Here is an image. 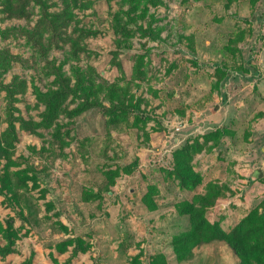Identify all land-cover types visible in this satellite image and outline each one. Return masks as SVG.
Segmentation results:
<instances>
[{
  "label": "rangeland",
  "instance_id": "rangeland-1",
  "mask_svg": "<svg viewBox=\"0 0 264 264\" xmlns=\"http://www.w3.org/2000/svg\"><path fill=\"white\" fill-rule=\"evenodd\" d=\"M52 1L57 5L51 11L62 7V0ZM92 1L90 9L75 12L81 26L100 33L84 41L89 53L65 63L64 70L70 75L71 65L91 69L98 83L126 88L139 108L126 121L109 124L101 110L72 102L65 93L48 111L33 92L34 86L56 89L44 61L33 57L24 37L0 36V50L28 61L14 62L0 82L8 84L14 76L26 81V90L16 95L15 116L34 122L40 133L17 122L18 140L8 158L0 138V220L5 225L13 218L18 234L14 258L0 256V264H13L28 252L33 264L32 245L52 249L50 264H132L136 256L138 264H150L161 253L168 264H238L223 241L198 246L179 263L172 238L188 227L178 205L210 189L223 196L207 216L221 220L226 230L251 210H264V0H164L149 5L127 42L119 41L112 26L128 5ZM32 11L29 21L0 12V30L32 29L39 8ZM151 16L153 29H163L160 40L142 36L136 27H147ZM68 49H53L50 59L65 61ZM140 55L144 75L136 78ZM5 96L2 91L0 136L7 127ZM100 96L109 107L104 93ZM217 131L219 139L204 141ZM195 140L203 144L191 161L203 180L197 192L180 189L172 175L174 151ZM109 172L116 173L112 179ZM25 175L32 180L22 181ZM151 186L157 189L154 211L144 199ZM77 239L85 251H75ZM66 241L74 243L64 248Z\"/></svg>",
  "mask_w": 264,
  "mask_h": 264
},
{
  "label": "trees",
  "instance_id": "trees-1",
  "mask_svg": "<svg viewBox=\"0 0 264 264\" xmlns=\"http://www.w3.org/2000/svg\"><path fill=\"white\" fill-rule=\"evenodd\" d=\"M52 0H0V12L5 14L6 19H25L31 20L34 13V7L39 8V18L32 29L21 27H12L0 30V36L6 38L10 35H20L24 37L32 47L33 57H39L44 61V69L54 77L53 85L56 89H49L42 92L38 87H33V92L38 100H43L47 110L55 107V99L60 98L65 93L71 94L72 102L87 104L90 108L99 109L107 115L109 124L124 122L130 117L139 105L132 104L129 100L128 90L109 81L97 82L91 69H85L78 65H71V74L68 75L64 70L65 63L80 61L82 53H89L88 47L84 41L89 37L97 36L100 31L81 26L78 21L76 10L90 9L94 2L92 0H62V7L57 11H51V8L57 4ZM232 1V0H230ZM124 5H128L127 10L119 11L114 17L112 26L115 35L119 36L120 42H127L133 36V24H137V19L147 15L149 5L156 7L163 5L164 0H122ZM139 12L141 15H139ZM156 21L151 16L147 27L136 25L142 36H150L154 40L161 39L162 28L153 29ZM76 25L69 32L72 25ZM69 45L66 51V59L58 63L56 59H50L53 49L63 48ZM144 55H140L135 65V77H142ZM18 62L23 65L28 63L21 56H14L8 50H0V74L9 71L13 63ZM26 81L14 76L10 83L0 82V93L6 92L5 116L7 127L1 133V143L3 153L9 156L11 149L14 148L18 140L16 123L19 122L20 128L40 135L36 130V125L32 121L25 120L23 117L15 116L18 108L15 104L18 102L16 95L26 90ZM109 100L110 106L106 107L101 100V94ZM66 114L70 111L67 106L62 109ZM150 117H137L138 122H146ZM60 128V127H57ZM220 131L212 132L205 136L204 141L208 142L211 138L217 140L220 138ZM223 134V133H222ZM203 144L195 140L192 144L186 143L180 149L174 151V168L172 175L178 180L180 189L197 192L199 186L203 183L202 178L194 171L191 161L194 155L200 152ZM10 162L13 164L14 162ZM24 171H16V175ZM130 173L131 170L127 169ZM109 174L113 178V174ZM33 176L25 175L22 181L32 180ZM157 192L156 187L151 186L150 191L144 196L145 203L150 210L157 209V204L153 200V195ZM2 193V191H0ZM223 196L220 189H210L207 194H197L192 200L187 199L178 205V215L186 217L188 227L176 234L172 238L173 251L176 260L181 263L188 260L193 250L201 245L209 244L214 241H223L233 251L239 259L238 264H264V210L255 208L248 212L239 222L234 224L228 230L224 229L221 220L210 221L207 216V209L215 206L217 200ZM0 236L5 244H0V256L6 257L14 252L15 242L18 238L17 231L14 229V219L9 218L4 222L0 220ZM75 251H85L82 241L75 240ZM74 241H66L63 247L73 244ZM139 263V256L132 259V264ZM22 264H32V254ZM150 264H168L166 257L161 253L152 257Z\"/></svg>",
  "mask_w": 264,
  "mask_h": 264
},
{
  "label": "crops",
  "instance_id": "crops-1",
  "mask_svg": "<svg viewBox=\"0 0 264 264\" xmlns=\"http://www.w3.org/2000/svg\"><path fill=\"white\" fill-rule=\"evenodd\" d=\"M32 246H33V250H34V254H35L34 258H33V264H50L51 253H53L52 249H46V248H43L42 246H38V245H32ZM26 256L29 258L30 253L28 252L27 254H25L24 258ZM54 256H56L55 253H54ZM9 257H13L14 258V256L12 254H9ZM24 258H22L21 260H19L17 262L14 261L13 264H21V263H23L22 260ZM26 259L27 258H25V260Z\"/></svg>",
  "mask_w": 264,
  "mask_h": 264
}]
</instances>
